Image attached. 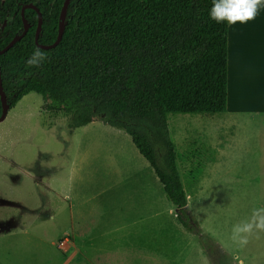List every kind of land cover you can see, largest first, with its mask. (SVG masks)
Returning <instances> with one entry per match:
<instances>
[{"label": "rangeland", "instance_id": "374dc122", "mask_svg": "<svg viewBox=\"0 0 264 264\" xmlns=\"http://www.w3.org/2000/svg\"><path fill=\"white\" fill-rule=\"evenodd\" d=\"M253 21L264 23V8ZM234 29L228 26L226 111L169 114L167 126L188 210L201 233L217 245L222 263L264 264V227H258L264 225V75L262 85L254 84L256 94L248 97L252 102L247 106L254 103L256 109L234 110ZM261 58L264 64V54ZM91 123L71 131L70 118L48 111L35 93L23 97L0 122V264H217L218 256L208 259L195 235L184 228L186 236L180 235L169 224L176 210L163 191V202L157 205L148 189L131 199L136 202L128 214L145 218L123 223L136 224L129 232H140L138 237L111 231L122 223L102 225L111 212H118L117 199L125 193L106 187L111 171L105 151L114 149L112 138L119 133L128 148L127 171L137 172L136 182L148 184L142 166L147 163L123 131L110 130L97 119ZM120 176L126 178L122 172ZM134 180L131 175L125 183ZM41 184L55 191L62 186L60 196L68 193L72 215L64 201L52 219H42L45 199L54 195L47 192L45 198ZM54 201L56 207L60 199ZM75 225L88 231L82 239H70L77 241L78 253L61 248L64 231L71 233Z\"/></svg>", "mask_w": 264, "mask_h": 264}, {"label": "trees", "instance_id": "16d2710c", "mask_svg": "<svg viewBox=\"0 0 264 264\" xmlns=\"http://www.w3.org/2000/svg\"><path fill=\"white\" fill-rule=\"evenodd\" d=\"M63 1L0 0V28L7 20L0 50L22 33L26 4L42 16L38 43L51 45ZM210 7L211 0H72L61 41L41 49L47 60L38 68L25 65L36 48L37 23L27 9L30 28L0 55V77L9 110L35 93L48 111L70 118L71 131L97 119L127 134L180 225L198 238L208 259L217 255L224 264L188 210L167 126L169 114L226 111L228 26L208 19Z\"/></svg>", "mask_w": 264, "mask_h": 264}, {"label": "crops", "instance_id": "0c3cea01", "mask_svg": "<svg viewBox=\"0 0 264 264\" xmlns=\"http://www.w3.org/2000/svg\"><path fill=\"white\" fill-rule=\"evenodd\" d=\"M236 25H234L235 27L234 29V58H233L234 72L233 74H231L233 78V99L232 100L234 103V110L238 109L241 111V109H249V108L256 109V105L254 103L250 106H247V104L252 102V100L248 101V97H253L254 94H256V92H254V88H255L254 84L257 83L258 85H262L261 84L262 81L260 80V77L264 75L262 74L264 73V64L261 58L262 54H264V23H259V22L252 20L243 25H238V26ZM241 26L243 27L241 28ZM246 62H248V64H246ZM228 72L229 70H228V42H227V100H228V84H230ZM252 94L253 96H251ZM263 106L264 105H262V107ZM90 124L92 123H89L86 126H89ZM104 126H107V125H104ZM107 127L110 130L115 129L109 126ZM79 129L81 130V128ZM115 130L119 132L121 131L118 129H115ZM118 134H116V136L112 138L113 141H110L111 144L114 143L113 145L114 149L110 148L108 151H105L106 152L105 166L108 167L109 171H111L110 172L111 181H109L110 183H108L106 187H108L109 191L116 190L117 192H119L121 190H125V193H124V196L117 199L116 208L118 212L116 213L111 212V214L105 218L106 220L103 222L102 225L107 227L109 223L110 224L113 222L122 223L121 225H118V227L111 229V231L114 232L117 230L118 231L123 230L124 232L122 235L123 238L126 237V238L134 239L140 235V232L131 233L129 232V230L132 229L131 227L133 225L136 226V224L127 226L123 222L125 220L128 222H139L140 220L144 219L145 216L137 215V217H132L130 214H128V210L130 209L131 205L136 202V200H134L133 203H131L130 202L131 199L144 196L146 193L140 192V191H146V189H148V195H150L151 198H153L155 205H157L158 203L160 204L163 202V193H162L163 187L160 184L159 180L157 179L153 169L149 166V164L146 162V160L141 155L140 156L143 158V160L148 165L147 166L146 164L142 163V166L144 168L143 173H144L145 179H148V184L136 182L138 181L137 172L129 173L127 171L128 170L127 168L129 167V159L128 157H126L125 150H128V148L127 149L123 148L125 147V145L123 144V142H121L122 140L120 141ZM91 141L92 139H89V142ZM136 152L138 151L136 150ZM177 161L178 160L176 159V167H177ZM121 172L123 173V175H125L126 177L125 179H121V176H120ZM177 172L178 174H181L178 167H177ZM68 174H69L68 181L69 180L71 181L72 176L70 174V169L68 171ZM131 175H133V178L135 179L132 182V185L125 183L127 179L130 178ZM41 185L43 187V195L45 198L47 197V192L51 195H54L53 197L49 199L46 198L48 200V203L46 202L47 200L45 199V204L42 206V210H41L42 219L44 220L52 219V217L55 214L59 213L60 210L63 209L62 202L64 201L66 202L68 201L69 203L68 208L70 212L71 205H70L68 193H65L63 197L60 196L62 192L61 191L62 186L58 185V188L55 191V189H52L48 185H43V184ZM185 195H186V192H185ZM54 197L56 198L58 197V199H60V201H57L58 203L56 207H53V205H51V203L53 204L55 203V201L53 202ZM165 204L167 206V203ZM108 208H115V207L111 205ZM136 211L140 212L139 207L136 208ZM70 213L72 215L73 211ZM153 218L158 219V215L153 214ZM169 224H172L171 226H173L174 229H176V231L180 235L186 236V232L184 231L180 223L177 221L176 214L172 216V220L170 221ZM64 234L66 236L64 238L65 240L62 243L61 248H64L65 250L73 249L75 253H78L79 248H78V245L76 244L77 241L70 240V239H82L86 237V235L88 234V231L84 232L82 226L79 227L78 225H75L74 227H72L71 233L64 231ZM138 253L140 252L138 251Z\"/></svg>", "mask_w": 264, "mask_h": 264}, {"label": "clouds", "instance_id": "9594fccd", "mask_svg": "<svg viewBox=\"0 0 264 264\" xmlns=\"http://www.w3.org/2000/svg\"><path fill=\"white\" fill-rule=\"evenodd\" d=\"M261 8H264V0H211V7L208 9L207 15L208 19L216 24L232 26L246 24L254 20ZM46 60L47 56L44 51L36 47L27 57L25 65L38 68ZM258 227H264V225H258ZM234 231L239 232L242 229L236 228Z\"/></svg>", "mask_w": 264, "mask_h": 264}, {"label": "water", "instance_id": "95a60500", "mask_svg": "<svg viewBox=\"0 0 264 264\" xmlns=\"http://www.w3.org/2000/svg\"><path fill=\"white\" fill-rule=\"evenodd\" d=\"M72 0H64L63 4L60 9V13L58 16V27H57V35L55 41L51 45H41L38 43V38L41 33V27H42V17L38 9L33 6V5H25L21 8V17H22V24H23V30L20 35H16L13 37V39L3 48L0 50V55L4 54L6 51H8L16 42H18L28 31V23L24 20L23 18V13L24 10L29 8L37 13V23H36V29L34 32V44L36 47L42 49V50H48L52 49L55 46L58 45V43L61 41V38L63 36L65 26H66V13H67V8ZM0 104H1V112H0V122H2L9 110L8 104H7V99L5 96V92L2 88V82H1V77H0Z\"/></svg>", "mask_w": 264, "mask_h": 264}, {"label": "flooded vegetation", "instance_id": "af4514ba", "mask_svg": "<svg viewBox=\"0 0 264 264\" xmlns=\"http://www.w3.org/2000/svg\"><path fill=\"white\" fill-rule=\"evenodd\" d=\"M26 5H29V4H26ZM30 5H32V4H30ZM23 6H25V5H23ZM22 6V7H23ZM27 9H29V8H27ZM27 9H25V10H27ZM24 10V11H25ZM29 10H32V9H29ZM32 11H34V10H32ZM35 13H36V11H35ZM20 15H21V10H20ZM23 15H24V13H23ZM36 15H37V13H36ZM42 17V16H41ZM21 20H22V17H21ZM25 20V19H24ZM26 21V20H25ZM6 22H7V20H5V22L3 23V26L6 24ZM27 22V21H26ZM28 23V22H27ZM28 25H29V27H28V29L30 28V24L28 23ZM3 26L0 28V31H3ZM22 28H23V24H22Z\"/></svg>", "mask_w": 264, "mask_h": 264}]
</instances>
